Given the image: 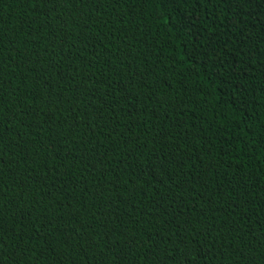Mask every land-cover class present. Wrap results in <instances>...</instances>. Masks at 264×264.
Listing matches in <instances>:
<instances>
[{
	"label": "trees",
	"instance_id": "1",
	"mask_svg": "<svg viewBox=\"0 0 264 264\" xmlns=\"http://www.w3.org/2000/svg\"><path fill=\"white\" fill-rule=\"evenodd\" d=\"M0 264H264V0H0Z\"/></svg>",
	"mask_w": 264,
	"mask_h": 264
}]
</instances>
